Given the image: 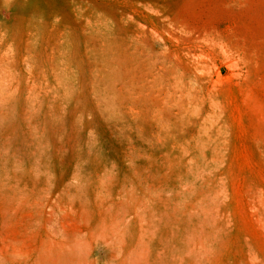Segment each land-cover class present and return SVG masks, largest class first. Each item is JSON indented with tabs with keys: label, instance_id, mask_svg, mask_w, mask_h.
<instances>
[{
	"label": "rangeland",
	"instance_id": "obj_1",
	"mask_svg": "<svg viewBox=\"0 0 264 264\" xmlns=\"http://www.w3.org/2000/svg\"><path fill=\"white\" fill-rule=\"evenodd\" d=\"M0 264H264V0H0Z\"/></svg>",
	"mask_w": 264,
	"mask_h": 264
}]
</instances>
